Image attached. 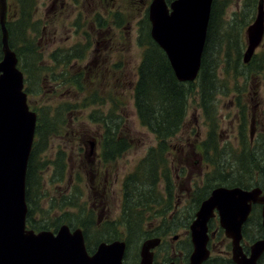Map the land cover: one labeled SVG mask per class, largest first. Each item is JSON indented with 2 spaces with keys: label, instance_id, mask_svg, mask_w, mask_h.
<instances>
[{
  "label": "rangeland",
  "instance_id": "1",
  "mask_svg": "<svg viewBox=\"0 0 264 264\" xmlns=\"http://www.w3.org/2000/svg\"><path fill=\"white\" fill-rule=\"evenodd\" d=\"M259 0H215L216 27L220 29L219 38H224L221 42H215L220 49L215 53L214 44L210 48V55L204 63V71L201 72L196 89L187 95V107L182 129L179 137L190 138L191 141L198 137L214 132L217 139L215 146L207 145L209 162L201 161L200 148L190 145L189 150L195 149L197 155H190V164L173 165L175 168L182 166H200L208 168L213 166L215 171L221 168L231 170L234 167H241L251 173L253 168L250 162V148L248 131L239 139V120L237 114L242 116L245 103L248 104L250 115L254 112H261L259 109L258 96L264 98V40L256 49V54L251 63L243 62V54L248 45L247 28L253 22ZM43 0H36L33 7L35 21L39 25L37 44L40 47L42 60L40 64L45 72L41 88L38 93L29 95L28 101L34 108H44L47 114L41 119L40 128L45 132V142H40L35 159L46 161L44 168L40 169L42 186L33 192L31 198L32 215L36 221L55 226L57 228L63 223H68L71 227L87 225V234L96 247V240L105 236L108 241L115 237L129 238L131 246L127 254V261L133 264L140 251V237L142 230L145 231L142 213L138 207H130L121 204L118 196L110 198L111 215L116 218V226L108 228L107 233L101 234L94 229L97 213L93 214V195L91 188L92 180L90 167L95 166L98 157L100 135L105 134L99 123L91 121L89 113L93 108L108 111L114 107L112 116L119 114L123 125L119 128L120 136L126 135L131 141L129 149L122 155H117L116 159H111L103 168L110 170L111 177L117 172L119 179L124 178L134 168L137 170L138 162L145 156L151 146L157 145L154 132L142 124L133 88L138 79L139 64L143 57L144 48L138 42L140 30L150 32L148 21L144 20L141 29H136L135 15L111 14H83L75 15L70 12L56 14L43 13L41 6ZM13 11L15 13H13ZM12 10L10 14H16ZM140 15V14H139ZM141 16V15H140ZM13 17V16H12ZM48 17V18H47ZM122 20L124 24L120 27L117 21ZM136 19V20H135ZM52 31L55 36L49 38L43 32ZM126 26V28H124ZM119 30H122L120 33ZM151 37V34H150ZM152 38V37H151ZM147 38L145 37V40ZM232 39V40H230ZM232 41V43H231ZM99 42V43H98ZM74 46L83 47V58H73L70 60L72 69L67 74L68 80L61 75L62 68L54 69V53L61 54ZM214 51V53H213ZM59 56V57H60ZM75 63V66H74ZM212 65L215 67V80H206L207 70ZM85 71V76L81 77L82 86L73 81L78 72ZM158 75L161 72H157ZM48 74V75H47ZM73 81V84H67ZM208 83V90L212 89L213 95L207 98L210 119L206 113L203 99L204 82ZM198 84L203 85V91ZM191 85H187L189 89ZM195 86V85H194ZM97 91L99 97L93 104L83 106L85 95ZM202 91V95L200 92ZM109 94H112V98ZM101 97V98H100ZM254 98V99H252ZM63 102H72L73 107L62 111V119L53 126L47 121L50 115L55 113L57 107H61ZM110 112V111H109ZM109 115V114H104ZM192 128V132H189ZM91 141H95L96 150L94 155H89L92 147ZM200 144V143H199ZM176 145H178L176 143ZM176 145L175 149H176ZM178 154V153H177ZM172 157V156H171ZM177 158V155H175ZM65 164L60 168L57 163L61 161ZM211 163H214L211 164ZM82 169L83 172H78ZM160 170H170L175 178L174 169L171 162L167 167H160ZM75 171V187L73 186V174ZM112 180V179H111ZM143 181V180H142ZM215 179L207 182H214ZM147 184V183H146ZM145 184V185H146ZM177 185H186V181H176ZM143 185L140 192L145 188ZM116 188L121 190V184ZM175 193L179 188H174ZM122 191V190H121ZM76 192V199H75ZM161 192V191H160ZM174 192V191H173ZM164 192H161L163 194ZM127 194V192H126ZM69 195L73 198L69 201ZM36 197V198H35ZM177 201L175 197L174 202ZM196 201L192 199L189 204L193 209ZM169 206L160 204L161 224L168 226L171 222L167 214ZM139 211L140 221L131 218V213ZM163 220V222H162ZM85 226V225H84ZM124 230L126 233L121 232ZM96 237L94 238V235ZM171 241L172 238H170Z\"/></svg>",
  "mask_w": 264,
  "mask_h": 264
},
{
  "label": "water",
  "instance_id": "2",
  "mask_svg": "<svg viewBox=\"0 0 264 264\" xmlns=\"http://www.w3.org/2000/svg\"><path fill=\"white\" fill-rule=\"evenodd\" d=\"M213 0H175L170 11L165 0H153L149 18L153 39L165 50L180 81H194L200 71ZM7 0H0L3 58L0 61V264H123L124 240L102 242L93 255L85 244L81 228L71 230L62 224L55 233L27 228V170L37 125V113L30 109L24 73L9 42ZM264 36V0H260L253 23L247 28L248 63ZM260 190L219 187L203 201L192 223L195 250L191 264H201L209 256L206 247L207 222L215 208L222 225L233 240V259L238 264H257L264 240L257 241L250 256L241 247L242 225L250 202L264 204ZM264 216V210H263ZM159 239L147 240L141 247L140 264H153V251Z\"/></svg>",
  "mask_w": 264,
  "mask_h": 264
},
{
  "label": "flooded vegetation",
  "instance_id": "3",
  "mask_svg": "<svg viewBox=\"0 0 264 264\" xmlns=\"http://www.w3.org/2000/svg\"><path fill=\"white\" fill-rule=\"evenodd\" d=\"M152 1L153 0H43L41 9L47 16L50 13L56 14L61 12H70L75 15H135V18L138 19L136 21V29L139 31L144 20L148 21L151 28L149 13ZM173 1L175 0H165L170 11H172L171 4ZM7 3L9 7V0H7ZM117 24L120 27L124 23L120 19L117 21ZM124 28H126V26ZM119 31L120 33L122 32V30ZM43 34L48 38L53 35L55 36L52 31H47L46 26ZM155 43L157 44V42ZM208 97L210 96L204 94L203 99L205 101L204 106L208 114L207 116H209L210 119L208 111L209 105L206 104ZM258 101L259 109H262L261 112H254L250 115V112H248L249 102H244V113L242 116L237 114L239 131L238 136H235V138L239 139L244 135V131L245 134L248 131L249 146L252 148L249 152L250 162L253 166L251 173L241 167H234L231 170L221 168L217 172H213L216 170L214 166L213 168L211 166H208V168L200 166H182L175 168L173 165L176 164H190L189 158L187 157L194 154L197 155L195 149L189 150L190 145H196V148H200L201 154H199V156L201 161L209 162L208 151L204 143H207L208 146H213L212 143H217L218 141L213 135L214 132H210L209 135L204 136V139L198 137L200 141H197V138L191 141L189 137L183 138L178 135L172 137L169 160L174 169L175 178L172 177V173L167 176L163 174L159 175L153 178V180H156L155 182L149 181L139 194L140 199L145 203H152L151 208H153L149 210L151 213H146L142 216L145 231L142 230V235L139 239V247L141 249L142 245L147 240H153L155 238L160 240V243L152 248L153 264H191L192 254L195 250L191 230L192 223L197 218L201 203L211 195L215 188L224 187L232 189L240 187L248 191L258 189L260 190L259 196L261 197L264 195V98L258 96ZM189 132H192V128H190ZM131 141L132 140H130V142ZM96 142L100 143L98 155L100 159L98 162H95V166L90 167L89 170L92 180L91 188L94 191L92 205L93 214H98L93 227L101 234H105L109 227L116 226L115 224H117L116 218L110 213L112 208L108 205L111 196L113 195L114 197L117 195L123 205L124 198H127V194L130 193L123 188L125 178L121 179L120 182L117 172L111 177L110 170L102 167V165H105V161L103 160L105 157L101 150L103 136L100 135ZM96 142L91 141L92 147L90 148L89 155L95 154ZM176 143L178 145H176ZM174 145H176V149ZM175 155H177V158ZM211 164L214 165V163ZM81 170L82 169H79L78 172H83ZM159 178L161 182H158ZM213 179H215L214 182H207ZM177 180L182 182L186 181L187 184L177 185ZM119 183L121 184L120 189L122 191L116 188V185ZM127 183H130V180ZM73 186L75 187V171L73 174ZM175 187L179 188L178 193H175ZM160 191L164 193L161 194ZM175 197H177L176 202H174ZM148 199L154 201H147ZM192 199L200 201L196 203L194 209L188 204ZM160 204H165L170 207L167 217L171 222H168L170 223L168 226L164 225L165 222H163V220L162 224L159 221ZM263 210L264 204L262 202L251 201L249 214L242 225V239L240 244L243 252L248 256L252 253L253 245L257 241L264 240ZM140 220L139 218L138 221ZM221 220L220 210L215 208L207 222L206 247L209 250V256L201 264H238L233 259V240L227 235ZM81 225H83V229L87 232V225L85 223H81ZM120 231L126 233L124 230ZM170 238H172L173 241H171ZM116 239H120V237L117 236L111 240ZM106 240L105 236H101L99 241L97 239L95 249H97L100 242H108ZM140 261L141 256L139 251V255L133 260V264H140ZM124 264H129L127 261V254L125 255ZM257 264H264V251L258 258Z\"/></svg>",
  "mask_w": 264,
  "mask_h": 264
},
{
  "label": "trees",
  "instance_id": "4",
  "mask_svg": "<svg viewBox=\"0 0 264 264\" xmlns=\"http://www.w3.org/2000/svg\"><path fill=\"white\" fill-rule=\"evenodd\" d=\"M9 2L10 6L8 9L7 28L9 30L10 46L17 52L19 57V66L25 73V89L28 92V95L38 93L41 88V82L43 81L45 69L40 64L42 54L40 47L37 44L39 25L35 21L33 14V7L36 0H9ZM12 10L17 11V13L11 15L10 12ZM13 13L15 12L13 11ZM216 16L215 7L213 6L207 44L203 54V68L201 72L204 71L205 60L210 55V48L212 47L211 42H213L214 51L217 54L220 49L216 46L215 42H221L224 40L223 37L219 38L222 34L220 29L216 27ZM2 36L3 33L0 25V61L3 58ZM145 37L147 38L146 40ZM139 43L144 48V52L142 61L139 64L138 79L135 82L133 92L136 99L139 118L142 124L154 132L157 138V146L150 149L149 153L137 166V170L129 175L128 179L130 180V183L126 184V190L130 194H127L128 197L127 200H125L124 207L128 203L130 204L132 202V204L129 205L128 210H130V207L139 206L140 211H142L145 207V202L139 197L142 182L143 185H145L149 181L155 182L156 180H153V178H156L161 174L165 176L169 174V171L158 172V169L163 166L167 167V163L169 162L168 156L171 148V139L182 129V123L186 114L187 95L188 92L193 93L197 84H195V82L184 83L177 79L165 52L152 40L149 30H140ZM82 53L83 47L80 46L70 48L68 51L63 52L62 56H60L61 54L54 53V69L58 70L62 68L61 75L68 80L67 74L69 70L72 69L70 60L73 58H83ZM159 71L161 72L160 75L157 73ZM209 71H211L210 75L208 73ZM84 72L85 71L78 72L73 79V81L78 83L80 86H82L81 77L85 76ZM213 72H215V67L211 63V67L207 70L208 77L206 80L215 79ZM73 81H68L67 84H73ZM187 85H191L190 87L192 89H189ZM208 86V83L205 81L203 96L204 94H207L208 96L214 94L212 89L208 90ZM198 87H201L203 91L202 84H198ZM202 91L200 92L201 95ZM109 95L110 96H108V98L112 96V94ZM98 97L99 94L97 91L90 92L88 95H85L82 105H91ZM61 105L62 106L57 107L55 109V113L50 115L47 119L52 126L61 121L63 110L74 106L72 102H63ZM31 108L37 112L38 119L36 139L31 152L27 171V200L29 203L27 222L29 227L37 230L57 229V225L50 227L47 224H42V222L37 223L38 221H36L32 215L33 211L31 208V198L33 197V192L37 191L38 188L42 186L39 170L44 168L46 165V161H42L39 165V161L35 159V155L38 151L40 142L42 144L45 142L46 134L40 128V122L47 114L45 111L47 107H44L45 109L40 107L36 109L34 106H31ZM109 111L107 113L104 110L93 108V110L89 113L91 121L99 123L102 126L103 131H106V133L103 134L102 142V154L105 157L103 160L106 163L111 161V159H116L117 155H122L125 150L129 149L131 144L130 139L126 135H119L121 134L119 128L123 125V121L119 118L120 115H111V113L114 112V107H112ZM57 165H59L60 168L65 167L62 158ZM76 195L77 194L75 192V199ZM72 198L73 197L69 195V201ZM147 201H152V199H148ZM131 214L140 215L139 211Z\"/></svg>",
  "mask_w": 264,
  "mask_h": 264
}]
</instances>
